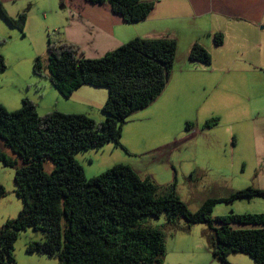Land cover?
Masks as SVG:
<instances>
[{
	"label": "trees",
	"instance_id": "trees-1",
	"mask_svg": "<svg viewBox=\"0 0 264 264\" xmlns=\"http://www.w3.org/2000/svg\"><path fill=\"white\" fill-rule=\"evenodd\" d=\"M85 1L107 3L128 24L146 20L154 6L141 0ZM0 16L24 34L25 14L9 17L0 3ZM213 42L221 45L222 36L215 35ZM176 48L171 39L136 38L99 59H88L75 45L47 35V75L38 57L33 74L46 78L65 99L81 86L105 88L107 98L100 108L104 120L58 111L39 115L27 98L12 112L0 104V162L14 169L15 194L22 203L17 217L0 227V264H15V241L27 229L42 232L45 239L30 244L26 252L55 258L58 264H163V232L140 223L143 217L158 218L162 213L173 225L180 219L187 225H205L212 258L219 263L229 264L230 254H243L254 264H264V213L211 215L218 203L264 199V191L248 187L225 199L207 200L191 212L173 185L157 196L154 182L140 178L125 164L87 178L76 160L77 155L109 143L125 150L120 143L123 127L163 92ZM188 59L211 63L209 52L198 44L192 46ZM5 70L0 55V74ZM217 122L209 120L203 129ZM4 195L0 185V199Z\"/></svg>",
	"mask_w": 264,
	"mask_h": 264
},
{
	"label": "crops",
	"instance_id": "crops-1",
	"mask_svg": "<svg viewBox=\"0 0 264 264\" xmlns=\"http://www.w3.org/2000/svg\"><path fill=\"white\" fill-rule=\"evenodd\" d=\"M41 1L49 2L0 0L9 17L25 14L22 38L28 40L20 53L30 60L43 44L47 46L50 26L56 33L52 37L75 45L88 59H99L136 38H166L177 45L165 89L148 107L132 114L123 128L120 143L126 151L113 143L97 150L101 154L94 169L83 168L87 178L116 164L128 165L137 175L135 166L172 169L176 178L192 180L193 193L201 182L209 186L202 204L248 187L264 191V0H141L153 2V9L146 20L132 24L107 3L85 0H61L60 10L51 8L47 18L38 8ZM11 29L16 30L0 16V36L9 37ZM215 35L222 36L219 46L214 45ZM194 44L209 52V65L189 61ZM0 55L5 57L1 51ZM98 89L81 86L66 99L69 107L64 110L42 104L40 113L39 103L31 100L39 115L58 111L103 121L100 108L107 93ZM0 103L8 111L16 110L7 100ZM212 119L217 124L203 129ZM174 127L176 133L183 127L180 137Z\"/></svg>",
	"mask_w": 264,
	"mask_h": 264
},
{
	"label": "rangeland",
	"instance_id": "rangeland-1",
	"mask_svg": "<svg viewBox=\"0 0 264 264\" xmlns=\"http://www.w3.org/2000/svg\"><path fill=\"white\" fill-rule=\"evenodd\" d=\"M60 2L61 0H49V2L41 1V7L38 6L39 9H42L40 13L50 18L49 10L51 8L55 11L60 10ZM26 9H28V6H26ZM49 30L50 32L48 33L51 35L54 31V27L50 26ZM10 32L15 35L16 40L11 34L9 37L7 35L0 36V51L5 54L4 60L6 64V70L4 74L0 76V101L7 100L9 103L8 107L16 106L15 109L18 110L21 107L22 99L28 98L30 101H32L31 99H35V101L39 103L38 111L40 113L45 109L42 104L46 107L56 105L60 110L67 109L69 107V105H66L67 100L53 87H50L51 84L49 81L46 78H41L33 74L32 66L35 59H27V55L20 53L21 47H24L22 44H26L28 39L26 37L22 38L23 34L17 30L11 29ZM53 38L56 39V35ZM39 51L38 53L40 54L37 57L40 59L42 73L45 76L47 75L48 64L47 46L43 44ZM22 59L23 63L28 61L26 65L20 62ZM98 90H103V92L107 93L105 88H99ZM41 94H44L42 98ZM9 112L12 111L9 110ZM128 126L129 125L126 124L123 128L125 129ZM182 130L183 127H180L176 133L174 127V133L178 135V137L182 135L180 134ZM5 152L9 156L14 157L9 151ZM100 154V152L97 153L95 150H91L85 154L77 155L76 160L87 171V168H91V165L92 169H94L93 166L95 167L97 165L96 159L99 158ZM123 154L125 155V153ZM85 159H91L92 162H89V160L86 161ZM138 159L139 156H137V160ZM135 168L139 176H149V178L152 179L151 181L154 182L156 187L157 196L164 195L168 188L173 185L176 194L191 212L198 210L202 205L205 193L210 191V189H208L209 186L204 187L201 182L197 186V193H193L190 187V182L192 180L189 181L188 178H183L181 175H178L176 178L172 169L163 172L157 167L154 169H141L135 166ZM49 169L50 163L47 164V170ZM213 175L215 176V174ZM14 176V169L0 162V185H2L5 190L4 197L0 199V227L7 220L15 219L22 207L20 199H18L15 194L16 187L14 184ZM263 204L264 200L259 198L236 200L229 204L218 203L214 205L211 215L212 217H219L227 216L231 213L260 214L263 213L262 211L264 210ZM140 223L163 232L166 243V253L163 264H222L212 258L207 243L206 233L208 229L205 225H187L183 219H180L173 225L167 221L165 213H162L158 218L152 216L143 217ZM44 239L45 235L40 231H34L33 229L21 231L14 244L15 264H58L55 258H49L43 254L26 252L30 244L43 242ZM227 262L229 264H254L249 257L243 254H230L227 256Z\"/></svg>",
	"mask_w": 264,
	"mask_h": 264
}]
</instances>
